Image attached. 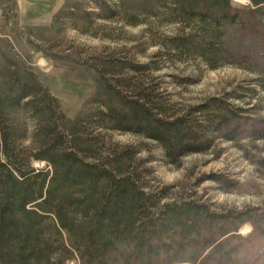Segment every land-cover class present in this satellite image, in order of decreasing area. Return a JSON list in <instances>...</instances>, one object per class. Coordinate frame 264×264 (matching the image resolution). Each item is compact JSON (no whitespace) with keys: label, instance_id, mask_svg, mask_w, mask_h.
Here are the masks:
<instances>
[{"label":"rangeland","instance_id":"rangeland-1","mask_svg":"<svg viewBox=\"0 0 264 264\" xmlns=\"http://www.w3.org/2000/svg\"><path fill=\"white\" fill-rule=\"evenodd\" d=\"M189 1L197 0H0V98L27 84L33 101L26 105L23 98L8 110L0 101L3 126L20 131L17 150L31 157L40 127L47 121L63 125L74 132L73 143L85 158L114 160L137 180L154 217L173 212L166 204L186 209L176 228L161 233L140 230L142 217L135 227L122 221L108 231L112 243L101 260L87 263L75 256L65 264H264L258 232L264 229L260 40L222 21V0L208 1L209 16L187 13ZM230 1L240 12L251 5ZM215 30L221 37L213 39L209 60L187 50L190 35ZM226 46L254 61H237ZM218 98L228 102L226 110L213 101ZM109 109L117 112L115 119ZM155 112L186 113L205 150L170 162L162 144L147 136L145 122ZM218 116L226 120L219 127ZM234 124L243 127L240 133L224 138ZM31 165L49 168L32 157ZM239 212L249 222L239 225ZM214 226L236 229L231 242L239 251L200 262ZM133 242L137 251L126 256Z\"/></svg>","mask_w":264,"mask_h":264},{"label":"trees","instance_id":"trees-1","mask_svg":"<svg viewBox=\"0 0 264 264\" xmlns=\"http://www.w3.org/2000/svg\"><path fill=\"white\" fill-rule=\"evenodd\" d=\"M208 1H189L187 13L211 15L209 12L213 13V10ZM222 2V8L217 11L222 21L237 23L246 33L257 35L260 56L264 57V17L257 16L260 10L264 11V0H251L250 7L243 12L232 7L230 0ZM220 37V31L216 30L202 32L200 37L190 35L186 39V48L209 60L213 39ZM225 48L239 62L243 58L254 61L253 55L235 53L228 46ZM27 88V84H21L12 87L11 95L4 93L0 101L1 106L6 105L2 108L8 110L26 97V105L33 103ZM213 101L223 103L222 109L226 110L228 102L219 98ZM140 104L142 109H147L146 103ZM47 112L40 110L38 114L42 117ZM109 113L112 119L117 117L113 109H109ZM158 113L153 114L152 121L145 122L147 136L162 144L170 162L186 153L205 150L206 147L197 145L196 133L188 123L186 113L157 116ZM2 116L0 112V264H65L75 256L92 263L101 260L108 244L112 243L107 240L111 236L108 231L118 229L122 221L135 227L138 218L142 217L138 228L152 234L173 230L186 217V209H179L175 204L165 206L173 209L170 215L163 219L154 217L152 205H148L149 196L137 180L121 171L114 160L103 163L85 158L73 143L74 132L63 125L47 121L40 127L39 147L31 157L44 160L49 168H34L31 157L24 156V151L15 146L20 131L3 126ZM217 118V127L226 123L220 116ZM242 128L240 124L229 125L223 137L232 139ZM189 208V212H198ZM243 215L245 213L239 212L235 216L236 219L239 217V225L249 222L248 216ZM209 228L215 237L208 245L204 244L209 250L198 256L200 262L216 254L230 258L239 251V247L231 242L238 236L236 229ZM258 232L264 246V229L260 228ZM135 251L137 243L133 242L132 249L125 255L130 256Z\"/></svg>","mask_w":264,"mask_h":264}]
</instances>
